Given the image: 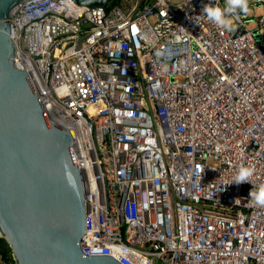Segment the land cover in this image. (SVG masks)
Segmentation results:
<instances>
[{
    "label": "built area",
    "instance_id": "2783aa9c",
    "mask_svg": "<svg viewBox=\"0 0 264 264\" xmlns=\"http://www.w3.org/2000/svg\"><path fill=\"white\" fill-rule=\"evenodd\" d=\"M227 0H22L14 68L71 134L86 257L119 264H264V0L230 30ZM242 167L251 182L235 183ZM0 264H14L0 250Z\"/></svg>",
    "mask_w": 264,
    "mask_h": 264
},
{
    "label": "water",
    "instance_id": "95a60500",
    "mask_svg": "<svg viewBox=\"0 0 264 264\" xmlns=\"http://www.w3.org/2000/svg\"><path fill=\"white\" fill-rule=\"evenodd\" d=\"M20 1L0 0V238L14 264H119L81 253L86 208L73 138L49 120L12 60L7 18ZM73 1L104 7L110 0Z\"/></svg>",
    "mask_w": 264,
    "mask_h": 264
},
{
    "label": "clouds",
    "instance_id": "9594fccd",
    "mask_svg": "<svg viewBox=\"0 0 264 264\" xmlns=\"http://www.w3.org/2000/svg\"><path fill=\"white\" fill-rule=\"evenodd\" d=\"M247 8V0H227L226 6H220L215 3L208 4L203 7V12L209 21L225 30H230L233 24L231 17L236 16L241 11H247ZM253 174L254 170L252 168L242 167L232 182L237 184L251 182ZM249 196L257 205L264 206V185H258L252 188Z\"/></svg>",
    "mask_w": 264,
    "mask_h": 264
},
{
    "label": "trees",
    "instance_id": "16d2710c",
    "mask_svg": "<svg viewBox=\"0 0 264 264\" xmlns=\"http://www.w3.org/2000/svg\"><path fill=\"white\" fill-rule=\"evenodd\" d=\"M0 250H2L4 253H7V251H10L8 245L1 238H0Z\"/></svg>",
    "mask_w": 264,
    "mask_h": 264
}]
</instances>
